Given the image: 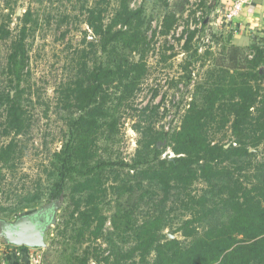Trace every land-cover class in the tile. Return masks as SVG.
Instances as JSON below:
<instances>
[{
	"label": "rangeland",
	"instance_id": "rangeland-1",
	"mask_svg": "<svg viewBox=\"0 0 264 264\" xmlns=\"http://www.w3.org/2000/svg\"><path fill=\"white\" fill-rule=\"evenodd\" d=\"M120 1L0 0V91L22 96L24 122L19 136H14L13 132L4 134L5 111L1 110L0 147L14 140L17 148L11 168L0 162V205L5 209L0 212V220L12 222L24 213L55 207V221L44 235V247L27 251L29 264H33V259L37 261L35 264H107L103 261L105 258L112 264L120 252L126 255L135 245L133 227L144 221L148 214L146 208L136 207L137 218L130 217L131 224L120 228L112 225L119 209H132L134 204L128 190L133 186L136 174L134 160L141 135L135 127L140 110L148 108L145 112L149 115L147 121L158 145L168 144L171 133L181 125L187 103L194 96L198 100L208 84L224 75L228 43L246 49L248 54H252L249 47L254 44L264 47V29L257 27L242 35L233 22L225 20L226 13L238 0H130L131 10L143 11L144 26L140 30L145 36L143 45L133 53L117 43L103 50L85 23L87 11L95 9L101 13L107 27L120 13ZM27 12H30L31 23L25 40L26 58L23 63L17 62V68H14L15 64L9 65L8 59L10 43L19 34L23 15ZM170 13L176 21L170 33L164 36L163 21ZM186 28L196 31L189 52L183 48L188 36L183 33ZM6 30L10 32L9 38H5ZM123 30L125 28L119 25L112 32ZM139 63L145 66L146 76L126 105H119L122 85L118 77L123 73L115 71L117 76L104 87L109 109L104 120L109 123L115 120L116 126L106 127L105 124L85 130L76 124L79 112L75 108H60L59 90L72 83L84 69L115 64L128 72L132 64ZM82 138H86L88 151L92 154L89 166L94 167L98 175L101 167V184L106 190L98 202L107 222L102 238L96 242L82 230L79 222L70 218L72 205L66 187L59 197H54L53 190L66 155L71 156L72 167L82 171L71 151H64L65 145ZM216 140L230 144L233 138L227 132L217 134ZM250 153L247 160L252 166L246 173L253 180L257 174L264 177V142L251 148ZM173 156L167 148L161 157ZM80 177L82 175L72 172L66 183ZM205 188L206 184L198 181L193 186V193L200 195ZM25 192H36L39 199L34 207L21 210L17 197ZM180 218L181 213L177 210L167 215L166 223L172 230L162 233L186 242L179 233L172 232ZM226 220L217 214L212 222ZM94 249L98 253L97 262ZM14 253L20 254V247L7 245L0 236V264H12L9 259ZM153 258L154 253L149 259Z\"/></svg>",
	"mask_w": 264,
	"mask_h": 264
},
{
	"label": "trees",
	"instance_id": "trees-1",
	"mask_svg": "<svg viewBox=\"0 0 264 264\" xmlns=\"http://www.w3.org/2000/svg\"><path fill=\"white\" fill-rule=\"evenodd\" d=\"M129 2L120 1V13L107 27L101 13L88 9L85 23L103 50L117 43L133 53L143 45L145 36L140 31L144 26L143 11L131 10ZM175 21L174 14L166 16L162 26L164 36L170 33ZM29 23L30 12H27L23 15L19 34L11 40L8 59L9 65L15 64L14 68L26 58ZM119 25L125 31L112 32ZM183 33H188L183 48L189 52L196 31L186 28ZM4 35L9 38L10 32L4 31ZM249 49L252 54L228 43L224 75L208 84L198 100L194 96L187 103L181 125L171 133L168 144L158 145L147 121L148 108L140 110L135 127L141 135L134 160L136 174L128 190L134 204L132 209H119L112 225L120 228L131 224L130 217H136V207L146 208L148 214L133 227L134 247L126 255L120 252L112 264H127V261H131L130 264H264V177L257 174L253 180L246 173L252 166L247 160L250 149L264 142V47L254 44ZM115 71L123 73L118 77L122 85L119 105H126L146 76L147 70L142 63L132 64L128 72L115 64L84 69L72 83L59 90L60 108H75L79 112L76 124L82 129H96L105 124L106 127L116 126L115 120L110 123L104 120L109 110L104 87L117 76ZM21 98V95L11 96L9 92L0 91V118L3 109L6 135L13 132L14 136H19L23 130ZM227 132L233 138L230 144L216 140L217 134ZM16 148L14 140L1 146L0 162L11 168L16 160ZM167 148L174 156L162 158ZM64 151H71L82 171L72 167L71 156L66 155L53 186L54 197H59L66 187L72 205L70 218L79 222L82 230L96 242L102 238L107 222L98 202L106 191L101 184L102 169L99 166L98 175L94 167L89 166L92 154L86 138L65 145ZM72 172L82 175L81 179L66 183ZM198 181L206 184L200 195L193 193ZM17 199L21 210L30 209L36 205L39 194L25 192ZM2 206L0 212L5 211ZM176 210L181 218L172 232L179 233L186 242L162 233L172 228L166 223V217ZM217 214L227 220L212 222ZM27 251L20 247V254L14 253L9 260L12 264H29ZM152 253L154 258L150 260ZM93 256L97 262L96 249ZM103 261L110 264L108 258Z\"/></svg>",
	"mask_w": 264,
	"mask_h": 264
},
{
	"label": "water",
	"instance_id": "water-1",
	"mask_svg": "<svg viewBox=\"0 0 264 264\" xmlns=\"http://www.w3.org/2000/svg\"><path fill=\"white\" fill-rule=\"evenodd\" d=\"M45 222L46 209H39L19 216L14 221L0 220V236L10 246L36 249L44 247V235L49 225L54 222L55 207ZM171 238V237H170Z\"/></svg>",
	"mask_w": 264,
	"mask_h": 264
},
{
	"label": "crops",
	"instance_id": "crops-1",
	"mask_svg": "<svg viewBox=\"0 0 264 264\" xmlns=\"http://www.w3.org/2000/svg\"><path fill=\"white\" fill-rule=\"evenodd\" d=\"M232 22L238 31L241 30L242 35L247 34L249 31L253 32L257 27L264 29V0H244L241 12ZM239 37L240 35L237 34V38ZM249 43L250 41L246 45Z\"/></svg>",
	"mask_w": 264,
	"mask_h": 264
},
{
	"label": "built area",
	"instance_id": "built-area-1",
	"mask_svg": "<svg viewBox=\"0 0 264 264\" xmlns=\"http://www.w3.org/2000/svg\"><path fill=\"white\" fill-rule=\"evenodd\" d=\"M244 3V0H238L231 9L226 13L225 20L228 22H232L233 19L241 12L242 4ZM31 262V261H30ZM33 264L37 262L36 260H32Z\"/></svg>",
	"mask_w": 264,
	"mask_h": 264
},
{
	"label": "flooded vegetation",
	"instance_id": "flooded-vegetation-1",
	"mask_svg": "<svg viewBox=\"0 0 264 264\" xmlns=\"http://www.w3.org/2000/svg\"><path fill=\"white\" fill-rule=\"evenodd\" d=\"M50 214H51V210H49V209L46 210L45 211V219H42L41 222H45L48 219Z\"/></svg>",
	"mask_w": 264,
	"mask_h": 264
}]
</instances>
